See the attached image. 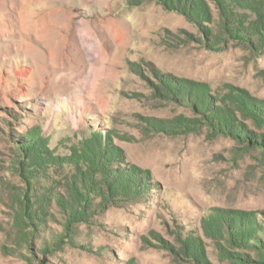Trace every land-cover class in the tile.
I'll use <instances>...</instances> for the list:
<instances>
[{
  "label": "rangeland",
  "instance_id": "obj_1",
  "mask_svg": "<svg viewBox=\"0 0 264 264\" xmlns=\"http://www.w3.org/2000/svg\"><path fill=\"white\" fill-rule=\"evenodd\" d=\"M30 1L0 0V264H264V0Z\"/></svg>",
  "mask_w": 264,
  "mask_h": 264
},
{
  "label": "bare ground",
  "instance_id": "obj_2",
  "mask_svg": "<svg viewBox=\"0 0 264 264\" xmlns=\"http://www.w3.org/2000/svg\"><path fill=\"white\" fill-rule=\"evenodd\" d=\"M30 1V0H29ZM32 1V0H31ZM30 1V2H31ZM25 3V2H24ZM28 3V2H27ZM28 5H29V3H28ZM23 8H25V6L22 4L21 5ZM23 10V9H22ZM21 10V11H22ZM27 10H28V8H27ZM21 18H22V16H20ZM26 17V16H25ZM25 19V18H24ZM79 19V23H80V25H90V21H91V16H85L84 18L82 17V18H78ZM103 19H105V18H103ZM25 21V20H24ZM24 21H22L23 23H25ZM106 21V20H105ZM21 22V23H22ZM22 27H23V25H22ZM84 27V26H83ZM19 28V27H18ZM82 27H80V29H79V35H80V37H81V41H82V43H83V46H84V48H85V50L87 51V53H88V55L91 57V59H95V58H97L98 56H99V50H98V48H99V46L97 45V43L93 40V38H91V36H90V34L88 33V31L87 30H85V28L84 29H81ZM22 30H24V31H26V29L24 28H22ZM112 32V31H111ZM25 36V35H24ZM23 36V37H24ZM105 37V36H104ZM107 39H105V43H106V45H107ZM104 43V42H103ZM104 43V44H105ZM101 46V45H100ZM110 47V46H109ZM104 48H105V46H104ZM73 50V49H72ZM75 55L74 56H77V52L76 53H74ZM79 55V54H78ZM81 55V54H80ZM74 58V60H75V62L77 63V66H78V60L75 58V57H73ZM99 58V57H98Z\"/></svg>",
  "mask_w": 264,
  "mask_h": 264
}]
</instances>
